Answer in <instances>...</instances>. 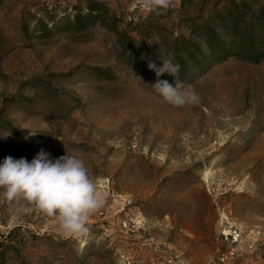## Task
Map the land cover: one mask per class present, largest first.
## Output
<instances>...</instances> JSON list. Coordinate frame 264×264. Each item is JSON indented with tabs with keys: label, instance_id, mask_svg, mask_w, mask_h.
<instances>
[{
	"label": "rangeland",
	"instance_id": "rangeland-1",
	"mask_svg": "<svg viewBox=\"0 0 264 264\" xmlns=\"http://www.w3.org/2000/svg\"><path fill=\"white\" fill-rule=\"evenodd\" d=\"M88 1L0 0V162L82 155L106 197L79 239L0 202V264H264V59L197 53L178 78L200 103L182 107L143 68L240 2L97 0L110 27L75 30Z\"/></svg>",
	"mask_w": 264,
	"mask_h": 264
},
{
	"label": "clouds",
	"instance_id": "clouds-1",
	"mask_svg": "<svg viewBox=\"0 0 264 264\" xmlns=\"http://www.w3.org/2000/svg\"><path fill=\"white\" fill-rule=\"evenodd\" d=\"M155 11H167L172 0H145ZM150 44V43H149ZM161 65L150 61L154 71V92L173 107L196 105L200 96L178 78L179 64L172 58L160 59ZM165 73L175 78V84L159 79ZM106 197L97 189L82 155L68 152L53 158L41 149L29 162L26 158L6 156L0 162V202L17 207L23 214L42 213L57 221L60 235L65 239H79L89 234L88 221L104 204Z\"/></svg>",
	"mask_w": 264,
	"mask_h": 264
},
{
	"label": "trees",
	"instance_id": "trees-1",
	"mask_svg": "<svg viewBox=\"0 0 264 264\" xmlns=\"http://www.w3.org/2000/svg\"><path fill=\"white\" fill-rule=\"evenodd\" d=\"M233 2V1H232ZM238 3L226 4L222 7V15L218 20L209 18L200 24V33L188 39L176 38L173 49V63L179 64V74L181 79H186L191 68L200 67L198 55L205 57L207 66L215 61H222L228 57H235L249 62H259L264 59V0H238ZM248 2L258 6L257 12L249 15L242 11L247 7ZM184 0H179V9H184ZM250 6V4H248ZM107 9L100 1L91 0L86 3L84 12L77 11L73 15L72 22L75 30H84L98 24L110 27L107 23L108 16L105 15ZM247 14V15H246ZM115 27V25H113ZM116 39L122 43L123 33L114 31ZM195 36V37H194ZM197 38L199 43L193 42ZM202 45L201 49L199 45ZM148 59L146 57L144 69L150 72L157 80L154 71L148 69ZM163 79V77H159Z\"/></svg>",
	"mask_w": 264,
	"mask_h": 264
}]
</instances>
